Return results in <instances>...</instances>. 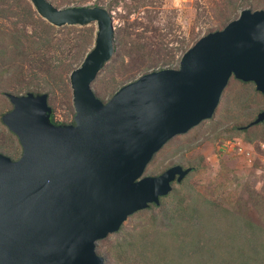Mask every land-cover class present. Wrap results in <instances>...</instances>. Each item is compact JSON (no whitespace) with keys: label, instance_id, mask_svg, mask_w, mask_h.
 <instances>
[{"label":"water","instance_id":"obj_1","mask_svg":"<svg viewBox=\"0 0 264 264\" xmlns=\"http://www.w3.org/2000/svg\"><path fill=\"white\" fill-rule=\"evenodd\" d=\"M29 1L52 25L93 21L96 31L68 75L71 123L50 120L46 93H5L11 107L0 121L21 151L16 159L0 153V264H105L96 241L158 204L191 170L174 164L142 176L153 154L211 116L230 76L264 95V10H240L197 38L177 68L144 73L102 102L90 83L113 51L109 12ZM262 120L264 108L247 125Z\"/></svg>","mask_w":264,"mask_h":264},{"label":"rangeland","instance_id":"obj_2","mask_svg":"<svg viewBox=\"0 0 264 264\" xmlns=\"http://www.w3.org/2000/svg\"><path fill=\"white\" fill-rule=\"evenodd\" d=\"M46 1L59 9L96 5L109 12L113 51L90 83L102 102L144 73L177 68L197 38L222 28L240 10H264V0ZM10 28L21 37L20 61L11 67ZM95 31L93 21L52 25L29 0H0V115L11 107L6 92H43L51 121L71 123L68 75L91 49ZM38 39L41 45L31 44ZM263 108L264 95L252 82L230 76L211 116L169 138L146 164L142 176L174 164L191 170L171 183L158 204L133 212L96 241L104 263L252 264L247 239H264V121L244 126ZM20 151L0 121V153L16 159ZM250 223L258 235L249 232Z\"/></svg>","mask_w":264,"mask_h":264},{"label":"trees","instance_id":"obj_3","mask_svg":"<svg viewBox=\"0 0 264 264\" xmlns=\"http://www.w3.org/2000/svg\"><path fill=\"white\" fill-rule=\"evenodd\" d=\"M9 31H7V33L5 34V36H7V46L9 45L10 50H11V58L9 60H7L8 66H15L19 63L20 61V49H21V44H20V36L18 35V31L15 28H10L7 29ZM34 35V34H32ZM38 38H40L39 36H37ZM40 39L38 40H34L31 42V44H33L34 46L36 45H41L42 43L39 42ZM42 41V40H41ZM0 53L3 54V52L1 51ZM50 120H51V114H50ZM264 121V120H262ZM261 122V121H260ZM259 123V122H258ZM256 124V123H255ZM253 125V124H251ZM251 125H245L244 127H248ZM181 181V180H180ZM249 232L251 233H257L258 235V228L254 225V224H249ZM248 242V256H247V261L251 262L252 264H256L257 262L263 263L264 262V239L259 240V239H255L251 236H249V238L247 239Z\"/></svg>","mask_w":264,"mask_h":264}]
</instances>
